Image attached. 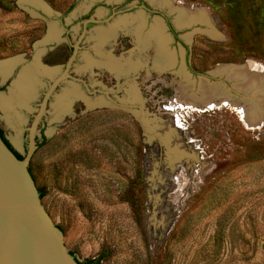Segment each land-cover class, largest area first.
<instances>
[{
	"label": "rangeland",
	"instance_id": "obj_1",
	"mask_svg": "<svg viewBox=\"0 0 264 264\" xmlns=\"http://www.w3.org/2000/svg\"><path fill=\"white\" fill-rule=\"evenodd\" d=\"M7 63L27 137L57 82L36 144L90 260L264 264V0H0Z\"/></svg>",
	"mask_w": 264,
	"mask_h": 264
},
{
	"label": "water",
	"instance_id": "obj_2",
	"mask_svg": "<svg viewBox=\"0 0 264 264\" xmlns=\"http://www.w3.org/2000/svg\"><path fill=\"white\" fill-rule=\"evenodd\" d=\"M52 89L29 137L0 114L6 138L24 157L19 160L0 137V264H79L90 260L54 159L36 144ZM37 186L44 194L42 200Z\"/></svg>",
	"mask_w": 264,
	"mask_h": 264
},
{
	"label": "bare ground",
	"instance_id": "obj_3",
	"mask_svg": "<svg viewBox=\"0 0 264 264\" xmlns=\"http://www.w3.org/2000/svg\"><path fill=\"white\" fill-rule=\"evenodd\" d=\"M204 14H205V11L203 12V10H201V9H199V11L197 12V15L198 16H196L195 14H189L188 15V19L189 20H193L194 21V19H195V21H196V19H198V20H201L202 18H203V16H204ZM206 15V14H205ZM206 18H207V16H206ZM186 20V19H185ZM183 21V20H182ZM210 36H213L214 34H211L210 32L208 33ZM14 67H15V63H7V64H0V74H1V76L3 77V79H7L10 75H11V73H12V71H13V69H14ZM230 67V66H229ZM259 66L257 65H254V66H250L249 64H247L246 66H237L236 68L237 69H235L236 71L237 70H239V71H242V72H247V71H253V72H257L258 70H259V73L263 76V74H264V68H260L259 67V69L257 70V68H258ZM165 68V67H164ZM223 69V68H222ZM253 72H252V74H253ZM237 73H239L238 71H237ZM234 74V73H233ZM251 74V75H252ZM240 75V74H239ZM245 76H246V74H245ZM249 77V76H248ZM244 80V79H243ZM249 82V81H248ZM258 82V81H257ZM30 83V81L29 80H27V78H24V77H21V79H20V81H19V84H20V90H22L23 92L24 91H29V87L27 86L28 84ZM250 83V82H249ZM244 84V83H243ZM243 84H241V86L243 85ZM253 87V86H252ZM258 87V86H257ZM248 89V88H247ZM220 101V100H219ZM216 102V101H215ZM217 102H218V100H217ZM221 102H222V104L223 105H229L230 103H232L233 102V105L235 106V107H238V102H236V101H231V100H229V98H222L221 99ZM213 102H206V101H203L202 102V105H203V107L205 106L206 108H211V107H213V106H215V105H213L212 104ZM220 104V103H219ZM221 105V104H220ZM261 107V106H260ZM245 112H244V115H245V117L246 118H250L249 117V113H248V109H246L245 108ZM263 110V109H262ZM260 115V114H259ZM244 117V118H245ZM252 117V116H251ZM254 117V116H253ZM260 117V116H259ZM263 118V117H262ZM256 119V118H255ZM250 120H251V118H250ZM257 120V119H256ZM249 121V120H248ZM253 121V120H252ZM255 122V121H254ZM263 124V123H262Z\"/></svg>",
	"mask_w": 264,
	"mask_h": 264
},
{
	"label": "trees",
	"instance_id": "obj_4",
	"mask_svg": "<svg viewBox=\"0 0 264 264\" xmlns=\"http://www.w3.org/2000/svg\"><path fill=\"white\" fill-rule=\"evenodd\" d=\"M230 2L232 1V0H229ZM235 14H237V16H239V18L238 19H240V24H243V26H245V27H247V20H245L244 19V17H243V15H242V17H241V12L240 11H236L235 12ZM245 20V21H244ZM247 28H249V27H247ZM251 29V28H250ZM0 137H1V139L3 140V142L5 143V145L15 154V156L19 159V160H23L24 159V157H22L19 153H17L15 150H14V148L12 147V145L10 144V142L8 141V139H6V137H5V134H4V131L1 129V127H0ZM29 171H30V173H31V175H32V177H33V179H34V181H35V183H36V180H35V178H34V176H33V174H32V171H31V169H30V167H29ZM36 185H37V183H36ZM37 188H38V186H37ZM38 192H39V195H40V199L42 200L43 199V197H44V194L42 193V191L38 188ZM59 228V227H58ZM71 254V253H70ZM72 255V254H71ZM79 264H100V259H95V260H89V261H86V263H80L79 262Z\"/></svg>",
	"mask_w": 264,
	"mask_h": 264
},
{
	"label": "flooded vegetation",
	"instance_id": "obj_5",
	"mask_svg": "<svg viewBox=\"0 0 264 264\" xmlns=\"http://www.w3.org/2000/svg\"><path fill=\"white\" fill-rule=\"evenodd\" d=\"M175 38H176V35H175ZM13 71H14V70H13ZM13 71H12V73H13ZM0 77L2 78L1 74H0ZM9 79H10V78H8L7 81L4 82L3 85H0V90H1V89H4V88L7 87V85L10 83V80H9ZM5 137H6V136H5ZM6 139H7V138H6Z\"/></svg>",
	"mask_w": 264,
	"mask_h": 264
}]
</instances>
